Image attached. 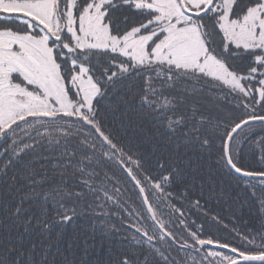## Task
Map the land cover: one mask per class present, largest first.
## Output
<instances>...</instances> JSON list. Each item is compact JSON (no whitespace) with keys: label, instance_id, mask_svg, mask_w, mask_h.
I'll return each mask as SVG.
<instances>
[{"label":"snow or ice","instance_id":"obj_1","mask_svg":"<svg viewBox=\"0 0 264 264\" xmlns=\"http://www.w3.org/2000/svg\"><path fill=\"white\" fill-rule=\"evenodd\" d=\"M98 235L104 264H264V0H0V264Z\"/></svg>","mask_w":264,"mask_h":264},{"label":"trees","instance_id":"obj_2","mask_svg":"<svg viewBox=\"0 0 264 264\" xmlns=\"http://www.w3.org/2000/svg\"><path fill=\"white\" fill-rule=\"evenodd\" d=\"M217 195L220 194V186H216ZM250 192H244L241 188L233 187L231 191L229 188L225 187L224 195L221 197L220 202H212L211 208L214 213H219L226 223H229V227L232 226L231 221L235 217L236 222L239 227L243 228L245 221L249 224L254 223L253 213L254 204L250 199ZM237 194L240 195V199L237 200ZM195 210H193V215L190 219H195ZM119 224V220L115 221ZM89 222L84 219L80 221V224H88ZM199 223V220H197ZM103 239V244L106 247L109 243L108 237H97V247L89 250L88 259L92 261V264H104V248L100 246V240ZM113 243H119L120 237L113 236L110 238Z\"/></svg>","mask_w":264,"mask_h":264}]
</instances>
